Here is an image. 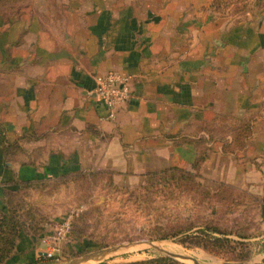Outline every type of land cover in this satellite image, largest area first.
I'll use <instances>...</instances> for the list:
<instances>
[{
    "label": "crops",
    "instance_id": "1",
    "mask_svg": "<svg viewBox=\"0 0 264 264\" xmlns=\"http://www.w3.org/2000/svg\"><path fill=\"white\" fill-rule=\"evenodd\" d=\"M59 2L67 17L0 27V205L21 183L177 170L254 208L264 243V11L227 22L210 0ZM106 71L130 77L114 118L90 94ZM45 246L21 233L7 264H39Z\"/></svg>",
    "mask_w": 264,
    "mask_h": 264
},
{
    "label": "rangeland",
    "instance_id": "2",
    "mask_svg": "<svg viewBox=\"0 0 264 264\" xmlns=\"http://www.w3.org/2000/svg\"><path fill=\"white\" fill-rule=\"evenodd\" d=\"M210 1L215 16L227 22L264 11V0ZM67 5L59 0H0V27L25 12L47 22L67 17ZM239 203L236 195L216 194L194 175H147L139 183L121 182L115 173L100 171L18 184L6 192L0 208L7 205L20 215L22 234L43 241L54 242L50 237L66 224L67 237L59 244L61 259L45 257L39 264H67L123 245L85 264H139L164 258L195 264L168 255L159 245L162 241L170 243L173 253L202 264L264 263V243L253 240L261 228L251 231L257 225L255 209Z\"/></svg>",
    "mask_w": 264,
    "mask_h": 264
},
{
    "label": "built area",
    "instance_id": "3",
    "mask_svg": "<svg viewBox=\"0 0 264 264\" xmlns=\"http://www.w3.org/2000/svg\"><path fill=\"white\" fill-rule=\"evenodd\" d=\"M90 94L105 104L109 109V118H114L117 108L132 97L130 77L117 71L101 73L96 76V85L90 90ZM65 231L66 224L50 237L53 238L54 242L44 241L46 249L41 252L44 257L61 259V246L59 244L67 237Z\"/></svg>",
    "mask_w": 264,
    "mask_h": 264
},
{
    "label": "trees",
    "instance_id": "4",
    "mask_svg": "<svg viewBox=\"0 0 264 264\" xmlns=\"http://www.w3.org/2000/svg\"><path fill=\"white\" fill-rule=\"evenodd\" d=\"M216 7V2H213ZM167 173V172H164ZM171 176H174V173H185L182 171H170ZM159 174V173H156ZM163 174V173H160ZM155 175V174H152ZM190 175V174H189ZM32 182L21 183V184H30ZM24 223L20 217L14 210L4 205L0 208V264H4L12 255V253L17 248V242L21 236V232L24 230ZM139 264H184L178 261H173L169 258H164L160 260H155L147 262V263H139Z\"/></svg>",
    "mask_w": 264,
    "mask_h": 264
},
{
    "label": "water",
    "instance_id": "5",
    "mask_svg": "<svg viewBox=\"0 0 264 264\" xmlns=\"http://www.w3.org/2000/svg\"><path fill=\"white\" fill-rule=\"evenodd\" d=\"M152 245H154L155 247L164 250L163 248H161L160 246L156 245L155 243L151 242ZM134 245H137L136 243ZM126 245L123 246H117V247H113V248H108L105 250H102L100 252L97 253H91V254H87L84 255L82 257L76 258L74 260H72L71 262L67 263V264H85L91 260H98V259H102L103 257L114 253L115 251L124 248ZM168 255L172 256V257H181L183 259H189L191 261H193L195 264H202L200 263L197 259L191 257V256H187V255H182V254H176L167 250H164ZM226 264H254V263H238V262H227ZM258 264H264V263H258Z\"/></svg>",
    "mask_w": 264,
    "mask_h": 264
},
{
    "label": "bare ground",
    "instance_id": "6",
    "mask_svg": "<svg viewBox=\"0 0 264 264\" xmlns=\"http://www.w3.org/2000/svg\"><path fill=\"white\" fill-rule=\"evenodd\" d=\"M159 245H160L161 247H164L167 251H170V252L172 251V252H173L170 243H167V242L162 241V242H159ZM177 253H178V252H177ZM177 253H176V254H177Z\"/></svg>",
    "mask_w": 264,
    "mask_h": 264
}]
</instances>
